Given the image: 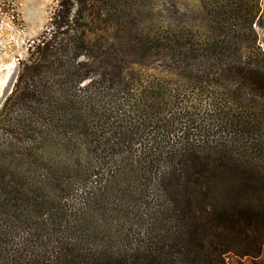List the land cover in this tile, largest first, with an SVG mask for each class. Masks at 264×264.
Here are the masks:
<instances>
[{"label": "trees", "instance_id": "16d2710c", "mask_svg": "<svg viewBox=\"0 0 264 264\" xmlns=\"http://www.w3.org/2000/svg\"><path fill=\"white\" fill-rule=\"evenodd\" d=\"M74 1L80 7L73 23L77 26L78 18H89L86 31L78 34L65 3H60L52 19L58 31L44 36L23 63L13 97L39 99L48 88L49 73L56 74L59 83L91 78L88 86H93L99 83L97 77L115 83L132 66L155 60L180 71L187 102L191 93L205 92L209 85L220 102L205 115L192 101L187 109L171 113L164 94H155L149 104L135 100L129 90L126 100L136 108V115H117L122 128L104 130L114 118L108 117L112 110L104 103L64 115L62 123L81 131L95 144V151L104 144L101 147L120 158L108 170H100L99 164L72 167L76 176L90 182L82 187L79 207L68 210L63 199L70 188L61 186L56 196L62 204L30 213L34 226L22 231L21 237L15 239L11 229L0 232H11L6 242L0 239V264H226L229 254L260 256L264 247V57L259 53L254 64L211 57L213 49L223 48L236 36L237 27L254 32L259 1L200 0L217 33L207 40H200L197 30L184 35L171 25L167 34L103 36L99 31L108 30L114 15L109 2L115 0ZM63 25L67 27L61 31ZM91 34L98 35V45L103 43L104 49L96 50V44L88 42ZM115 44L121 54L114 53ZM202 50H208L211 55L203 53L211 58L202 61ZM67 61L71 68H66ZM97 61L99 71L94 69ZM88 98L93 103L95 97ZM58 104L66 106L63 101ZM181 113L186 120L177 128V133L182 132L178 143L140 149L127 144L132 130L140 126L155 132L162 129L170 140L169 129L182 117L173 115Z\"/></svg>", "mask_w": 264, "mask_h": 264}, {"label": "rangeland", "instance_id": "374dc122", "mask_svg": "<svg viewBox=\"0 0 264 264\" xmlns=\"http://www.w3.org/2000/svg\"><path fill=\"white\" fill-rule=\"evenodd\" d=\"M258 1L260 13L253 23L254 32L244 26L237 27L236 36L223 48L213 49L215 54L211 55L208 50H202L200 57L202 61L217 55L223 60L236 63L248 61L254 64L259 53L264 57V0ZM62 2L69 12L72 27H75L73 17L80 5L75 4L74 0H0V82L10 68L16 71L12 90L0 108V232L14 230L15 239L21 237L22 231L34 226L35 220L30 219L33 218L29 216L30 213L41 208L44 211L55 209L59 202L62 204L56 196L61 186L70 188V191L64 192L63 200L68 210L73 208L76 211L82 198V187L90 185V182L88 183L81 175L76 176L72 167L75 168L79 164L84 169L99 164L100 170H108L120 158L118 153L108 147H101L105 146L104 144L95 151V144H90L81 131L62 123L64 115L80 109L87 110L90 104L99 108V104L104 103L112 110V113L107 112L108 117L114 115L111 122L106 124L107 128L104 130L107 131L114 126L122 128L123 124L117 115L120 117L136 115V110L134 111L136 108L126 100L130 98L125 94L129 90L135 100H145L149 104L153 102L152 96L164 94L168 102L166 109L171 113L187 109L189 101H192L198 106L200 113L205 115L220 102L215 88L211 85L205 92L191 93L187 102L186 84L180 71L155 60L147 65L132 66L131 69L124 71L122 79L116 80L115 83H107L104 77L99 79L97 77L99 83L93 86H88L91 78L80 83L71 80L59 83L58 76L49 73L48 88L39 99L19 100L13 97L15 83L23 63L33 51H36L37 44L44 36L49 38L50 32L58 31L52 24V19ZM96 3L103 6L101 1ZM109 4L114 15L108 22V30L99 31L103 36L127 35L128 32L167 34L169 25L184 35L197 30L200 40H207V37H215L217 34L214 29L215 22L211 20L210 14L200 0H115ZM107 17L108 15H105V18ZM88 22L89 18H78L76 26L78 34L86 31L84 25ZM66 27L63 25L60 30ZM97 37L98 35H93L88 42L96 44L94 47L96 50L104 49L103 43L101 46L98 45L101 42L97 41ZM88 44L90 45L86 43V46ZM203 44L204 41L201 45ZM227 46L229 49H226ZM113 48H117L114 53L121 54L116 44ZM203 52L210 54L211 57ZM64 58L68 59L66 56ZM84 58V54L79 57L81 60ZM69 62L67 61L66 68H71ZM100 65L97 61L94 69L99 71ZM89 96L95 97L93 103H89ZM9 97L11 100H8ZM69 99L76 101L71 102ZM59 101H63L66 106H59ZM183 114L173 117H183ZM182 117L169 129L170 140L163 136L162 129L157 128L155 132L151 127L144 129L145 127L140 126L135 129L133 126L134 129L130 128L133 129V137L127 144L140 149L155 144L178 143L176 140H179L182 132L177 133V128L186 120L184 117L181 119ZM168 119L171 120V117ZM133 123L136 126L140 125L138 122ZM158 124L159 122H156V125ZM68 137H72L71 141ZM171 138L175 139L174 142ZM112 197L115 198L114 195ZM131 200L127 202L132 203ZM10 233L0 234V239L4 242L6 238H11ZM42 234L47 235V231ZM225 260L226 264H264V247L261 255L256 258L229 254L225 256Z\"/></svg>", "mask_w": 264, "mask_h": 264}, {"label": "water", "instance_id": "95a60500", "mask_svg": "<svg viewBox=\"0 0 264 264\" xmlns=\"http://www.w3.org/2000/svg\"><path fill=\"white\" fill-rule=\"evenodd\" d=\"M15 77H16V71L12 70L10 79H9L7 85L5 86L3 93L0 96V108L3 104V101L6 99V97L8 96L10 91L12 90V86L14 85V81L16 79Z\"/></svg>", "mask_w": 264, "mask_h": 264}, {"label": "bare ground", "instance_id": "6f19581e", "mask_svg": "<svg viewBox=\"0 0 264 264\" xmlns=\"http://www.w3.org/2000/svg\"><path fill=\"white\" fill-rule=\"evenodd\" d=\"M11 73H12V70L10 68L8 74L6 75V77L2 78V82H0V96L3 93L4 88H5V86L7 85L8 81L10 79Z\"/></svg>", "mask_w": 264, "mask_h": 264}]
</instances>
